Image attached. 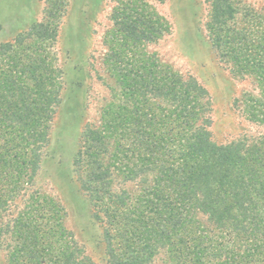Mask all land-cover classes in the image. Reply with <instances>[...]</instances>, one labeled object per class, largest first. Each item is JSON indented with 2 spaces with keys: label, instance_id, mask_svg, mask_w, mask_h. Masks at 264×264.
Returning a JSON list of instances; mask_svg holds the SVG:
<instances>
[{
  "label": "trees",
  "instance_id": "1",
  "mask_svg": "<svg viewBox=\"0 0 264 264\" xmlns=\"http://www.w3.org/2000/svg\"><path fill=\"white\" fill-rule=\"evenodd\" d=\"M210 3L212 47L233 72L254 78L259 94L246 92L243 104L264 124V11L244 0ZM140 8L137 20L123 14L122 43L105 58L120 89L74 155L109 262L155 264L165 249L169 264H264V136L213 140L207 88L138 51L170 30L165 17ZM58 37V24L35 21L0 45V240L11 227V264H94L64 227V207L32 190L65 101L50 49ZM121 170L123 181L140 179L135 195L115 187Z\"/></svg>",
  "mask_w": 264,
  "mask_h": 264
},
{
  "label": "rangeland",
  "instance_id": "2",
  "mask_svg": "<svg viewBox=\"0 0 264 264\" xmlns=\"http://www.w3.org/2000/svg\"><path fill=\"white\" fill-rule=\"evenodd\" d=\"M244 1L264 11V0ZM142 4L144 14L165 17L170 30L158 41H143L138 51L154 53L158 62L171 65L185 77H196L207 88L213 140L226 144L242 137L264 136V124L249 119L243 104L246 92L259 94L257 83L251 76L233 72L231 64L221 61L212 47L206 26L210 0H0V45L28 31L35 21L58 24L59 37L50 49L64 71L65 101L32 190L53 197L64 207V227L72 233L80 257L86 256L94 264L111 263L103 240L104 229L94 220L90 198L74 171V155L82 131L87 125L100 123L103 107L114 90L120 89L105 58L111 48L122 43L120 32L126 24L120 25L119 20L123 14L130 12L137 20ZM132 6L139 9H130ZM133 42H124L120 47H131ZM124 174L123 170L117 173L115 187L135 195L140 179L123 181ZM151 176L148 175L150 181ZM10 229L0 240V264H11V249L17 245L18 239L10 235ZM153 260L155 264H169L165 249H160Z\"/></svg>",
  "mask_w": 264,
  "mask_h": 264
}]
</instances>
